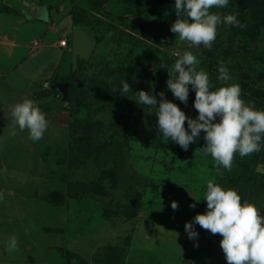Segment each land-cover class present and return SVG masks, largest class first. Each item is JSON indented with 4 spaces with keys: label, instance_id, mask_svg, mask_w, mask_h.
I'll list each match as a JSON object with an SVG mask.
<instances>
[{
    "label": "rangeland",
    "instance_id": "374dc122",
    "mask_svg": "<svg viewBox=\"0 0 264 264\" xmlns=\"http://www.w3.org/2000/svg\"><path fill=\"white\" fill-rule=\"evenodd\" d=\"M173 3L0 0V57L29 36V49H44L25 63L30 78L23 85L7 79L12 70L3 77L0 71V264H229L220 233L193 222L198 235L189 238L184 228L205 211L208 179L237 190L264 215V141L259 151L234 153L231 169L220 165L219 175L201 150L203 130L187 149L165 140L155 112L137 104L135 94L151 91L159 101L163 92L195 118L191 85L187 102L166 87L167 68L191 51L213 89L239 84L242 99L264 109V0L213 6L221 16L236 14L243 26L220 23L210 48L170 31L178 18ZM63 25L65 37L55 38ZM69 38L75 57L66 72L63 62L59 69L64 94L52 88L56 67L50 70L60 52L55 41ZM82 62L86 69L76 75ZM219 62L228 81L217 79ZM123 79L131 89L120 93ZM25 98L48 122L35 141L13 122V106ZM13 235L18 247L9 251Z\"/></svg>",
    "mask_w": 264,
    "mask_h": 264
},
{
    "label": "clouds",
    "instance_id": "9594fccd",
    "mask_svg": "<svg viewBox=\"0 0 264 264\" xmlns=\"http://www.w3.org/2000/svg\"><path fill=\"white\" fill-rule=\"evenodd\" d=\"M229 0H174L177 19L170 25V31L190 45L203 44L211 47L216 39L217 25L220 23L243 26L236 14L210 11L213 6L223 7ZM199 60L191 51L177 58L171 68H167L166 87L173 96L187 102L189 85L195 92L193 106L197 111L195 118L187 116L173 101L161 99L151 91H135L137 104L150 106L156 114L157 128L166 140L170 138L182 148L187 149L190 142L201 136L205 144L201 150L210 154L215 162V171L223 175V169L230 170L234 153L244 156L259 151L264 141V109H257L241 97L239 84H222L212 88L209 75L203 69L197 70ZM218 80L228 81L230 74L223 62L218 65ZM120 93L127 92L130 85L123 79ZM12 117L19 129H28L33 141L42 137L47 119L45 113L34 104L31 98L17 102L12 109ZM187 121V129L185 127ZM15 134V129L12 130ZM3 193H0V200ZM203 199L205 211L197 213L184 228L189 238L198 235L194 223H198L212 233H220L219 244L229 264H264V215L260 208L251 202H242L241 196L233 188H225L213 179H208ZM176 208V201L171 202ZM194 206V205H192ZM18 247L13 235L7 242V249Z\"/></svg>",
    "mask_w": 264,
    "mask_h": 264
},
{
    "label": "crops",
    "instance_id": "0c3cea01",
    "mask_svg": "<svg viewBox=\"0 0 264 264\" xmlns=\"http://www.w3.org/2000/svg\"><path fill=\"white\" fill-rule=\"evenodd\" d=\"M16 14L25 16L24 12H22V11H19ZM26 18H28V17H26ZM60 28H61V32L54 34L55 38H58V35L62 36L63 33H67L66 30L64 29V25L59 27V29ZM63 37H65V35H63ZM28 38L27 39L25 38L22 41H20V44L16 48H14L12 50L5 49V50H3L4 52H2V54H1L2 57H0V59H1L0 60V71L4 72V74L1 77L8 75V72L12 70L13 74L8 75V78H7L8 80L11 81V83L16 82L17 80H21L23 82L22 83V85H23L24 82L30 78L28 76L29 73L25 72V70L27 69V65H25V63H27L31 60L35 62L38 59V58H35V55L37 56L44 51L43 46H41V45L38 46V48H35L33 50L29 49L27 42H29L30 39H28ZM60 41L56 40L54 45H53V46H55V48L59 49L60 52L53 56L55 66L50 71H52L56 67L55 74L57 73L59 77L60 76L63 77L62 73H59V69L61 67L62 62H63L64 67H65L64 72H66L68 69L67 65L70 64V61L72 60V58L75 57L74 56L75 54H74L73 50H71V52H70V51H68L69 49H67L68 48L67 42L71 41L70 38L68 40L67 39L65 40V45H60ZM57 42H59V44ZM50 46H51V44H50ZM5 51H7L10 54H8ZM32 53L35 55L31 56ZM24 54L26 55V56H24V59H22L21 62L18 61L19 58H16V56L20 57ZM16 63H18V65ZM50 73L53 74L54 72H50ZM22 76H24L25 78H23ZM10 77H13L15 80L14 79L12 80ZM17 83L20 85L19 82H17Z\"/></svg>",
    "mask_w": 264,
    "mask_h": 264
},
{
    "label": "trees",
    "instance_id": "16d2710c",
    "mask_svg": "<svg viewBox=\"0 0 264 264\" xmlns=\"http://www.w3.org/2000/svg\"><path fill=\"white\" fill-rule=\"evenodd\" d=\"M49 8V6L47 7ZM78 65V64H77ZM86 69L85 67V63H80L76 68H75V71H73V73H75L76 75H79L81 74L82 72H84ZM52 80H50L51 83H61V82H66L64 81V79L62 77H58L56 76V74H53L52 76Z\"/></svg>",
    "mask_w": 264,
    "mask_h": 264
},
{
    "label": "water",
    "instance_id": "95a60500",
    "mask_svg": "<svg viewBox=\"0 0 264 264\" xmlns=\"http://www.w3.org/2000/svg\"><path fill=\"white\" fill-rule=\"evenodd\" d=\"M52 88H57V89L61 90L64 94L67 93V85L66 84L55 83L52 85Z\"/></svg>",
    "mask_w": 264,
    "mask_h": 264
},
{
    "label": "built area",
    "instance_id": "2783aa9c",
    "mask_svg": "<svg viewBox=\"0 0 264 264\" xmlns=\"http://www.w3.org/2000/svg\"><path fill=\"white\" fill-rule=\"evenodd\" d=\"M60 45H65V40L64 39L60 41Z\"/></svg>",
    "mask_w": 264,
    "mask_h": 264
}]
</instances>
